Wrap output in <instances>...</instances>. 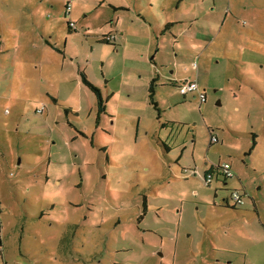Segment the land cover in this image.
<instances>
[{"label": "rangeland", "instance_id": "obj_1", "mask_svg": "<svg viewBox=\"0 0 264 264\" xmlns=\"http://www.w3.org/2000/svg\"><path fill=\"white\" fill-rule=\"evenodd\" d=\"M1 14L2 264H264V0H0ZM80 71L106 105L97 124ZM224 162L234 176L205 184Z\"/></svg>", "mask_w": 264, "mask_h": 264}, {"label": "built area", "instance_id": "obj_2", "mask_svg": "<svg viewBox=\"0 0 264 264\" xmlns=\"http://www.w3.org/2000/svg\"><path fill=\"white\" fill-rule=\"evenodd\" d=\"M70 9V5H66V14H68ZM68 24L70 27L75 28L74 22L73 21H68ZM111 38H114L112 35H110ZM178 90L181 94H187V93H194L195 96H198L200 102H204L206 99L205 92L200 89L198 86L197 82L194 79H182L179 81L178 84ZM217 138L215 136H210V143L217 142ZM216 168L219 169L220 173L224 178H231L234 176V172L230 166L229 163L224 162L221 164H217L215 166ZM213 178V173L212 172H206L205 175L203 176V180L205 184H210ZM229 198L232 200L234 205H243L245 202V193L242 192L239 189H231ZM1 229H0V264H2V244H1Z\"/></svg>", "mask_w": 264, "mask_h": 264}, {"label": "trees", "instance_id": "obj_3", "mask_svg": "<svg viewBox=\"0 0 264 264\" xmlns=\"http://www.w3.org/2000/svg\"><path fill=\"white\" fill-rule=\"evenodd\" d=\"M115 9V7H113ZM170 24V23H169ZM167 24L165 28H168L167 26L169 25ZM69 25V24H68ZM69 28L72 30V29H75V28H72L69 26ZM110 41H114V38H111L110 35H103L100 39H99V42H102V43H108ZM54 48V47H53ZM80 80L81 82L91 91L93 92L95 98H96V104H97V110H96V119H95V122L96 124L99 122V119H100V115L102 113L105 112L106 110V105H105V102H104V99L102 97V94H101V91H100V88L95 86L94 84H92L86 77V74L83 72V71H80ZM156 76H153L151 79H150V82H149V85H148V98H149V101H150V104L153 106V108L155 109L157 115V119L160 118V109L158 107V103L154 100V93H155V84H156ZM177 88H178V85H177ZM180 93V92H179ZM181 94V93H180ZM183 96H186L187 94H181ZM39 112H41L42 110L39 109L38 110ZM66 112H68V110H66ZM165 123H161V126H163ZM80 134L84 135L83 132H81ZM255 136V135H253ZM232 168V167H231Z\"/></svg>", "mask_w": 264, "mask_h": 264}, {"label": "crops", "instance_id": "obj_4", "mask_svg": "<svg viewBox=\"0 0 264 264\" xmlns=\"http://www.w3.org/2000/svg\"><path fill=\"white\" fill-rule=\"evenodd\" d=\"M110 6H112V5H110ZM112 7H115V6H112ZM118 8H122V9H127V6H125L124 4H120L119 6H117V7H115V9L114 10H116V9H118ZM7 15H8V18H11V13H6ZM0 17H1V20H2V14L0 15ZM13 17H14V19L16 18V16L14 15V14H12V19H13ZM7 18V17H6ZM170 23V24H169ZM174 22H167L166 24H165V26L167 25V24H169L167 27L168 28H163L161 31L164 33V31L166 30V29H169V27L173 24ZM116 31V30H115ZM107 33H111V31H108ZM107 33H104V34H107ZM104 34H102V35H104ZM175 37H177V36H175ZM53 48V47H52ZM55 51H57V52H60V49L59 48H57L56 46H54V48H53ZM1 51V50H0ZM3 51V50H2ZM172 52H174V55L173 56H171L170 57V59H169V61L170 62H172L173 64H178V62H180V61H190L191 63H194V61L192 60V58L190 57V56H188V55H179L178 56V51L177 50H174L173 49V51ZM156 78H157V76H156ZM157 80H158V78H157ZM182 80V79H181ZM180 81V80H179ZM178 80H173V82H175V83H177V82H179ZM177 85H178V83H177ZM177 85H176V88H177ZM178 89V88H177ZM179 91V90H178ZM202 91H204L203 89H202ZM187 94H189V93H187ZM194 96H195V94L194 93H192ZM210 144H212V143H210ZM216 165H213V164H211V166H210V168H207V170L205 171V173L206 172H212L213 173V176H214V174H215V172H218L217 170H216V167H215ZM231 166V165H230ZM219 170V169H218ZM205 173L203 174V176L205 175ZM219 174H221L220 173V171H219ZM232 178V177H231ZM213 179V178H212ZM219 179L221 180V182L223 183V184H225L226 185V183H227V179H230V178H224L222 175H221V177H219ZM209 185V184H208ZM234 189H237V188H234ZM242 192H244V191H242ZM245 193V201H246V198H247V193L246 192H244ZM225 201L227 202V203H229V201H228V198L226 197V199H225ZM245 203V202H244ZM244 205V204H243ZM2 253H3V250H2ZM2 253H1V255H2ZM2 263H4V262H2Z\"/></svg>", "mask_w": 264, "mask_h": 264}]
</instances>
